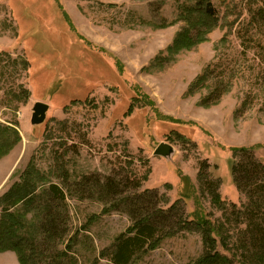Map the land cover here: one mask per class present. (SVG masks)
<instances>
[{
	"label": "rangeland",
	"instance_id": "1",
	"mask_svg": "<svg viewBox=\"0 0 264 264\" xmlns=\"http://www.w3.org/2000/svg\"><path fill=\"white\" fill-rule=\"evenodd\" d=\"M186 2L0 0V137L7 130L10 143L14 133L19 138L0 159V197L31 170L63 188L67 217L56 236L58 250L77 237L62 264H112L115 240L132 224L125 213L104 212L96 196L68 188L92 174L129 180L126 192L155 190L160 198L152 203L163 209L181 201L185 215L199 201L213 224L206 228L216 231L215 251L230 264L253 263L241 223L248 216L221 212L199 171L219 182L222 204L242 214L246 200L232 182L233 150L252 149L264 162V21L253 15L264 10V0H213L218 28L205 42L171 54L186 27L177 20ZM215 80L229 89L203 107ZM36 102L48 110L33 126ZM160 143L171 146L170 158L153 155ZM203 252L202 232L193 228L165 238L132 264H192Z\"/></svg>",
	"mask_w": 264,
	"mask_h": 264
},
{
	"label": "trees",
	"instance_id": "2",
	"mask_svg": "<svg viewBox=\"0 0 264 264\" xmlns=\"http://www.w3.org/2000/svg\"><path fill=\"white\" fill-rule=\"evenodd\" d=\"M253 15L254 20L260 16L264 21V10L258 8ZM64 17L66 19V16ZM177 20L184 22L186 27L176 35L168 48L167 51L171 54L190 50L205 42L207 35L219 26V15L214 9L213 0H187ZM251 41L256 47H261L259 40ZM209 76V72L199 76L189 88V95L195 93L193 90H199ZM214 79L218 78L213 77L212 80ZM228 89L220 80H215L209 92L200 100V104L206 107L210 103H217ZM262 104L264 105V102ZM6 131L3 130L0 137V159L19 141L14 133L15 137L10 143L11 138ZM233 151L238 160L231 168L232 182L246 200L242 214H239L234 206L222 204L217 193L219 182L208 180L207 174L201 170L200 183L201 186H207L206 191L210 193L212 203L218 205L221 212L231 209L237 217H244L246 220L248 216L246 222L241 221L246 225L243 229L246 231L245 250L249 257H253L252 264H264V162L254 157L252 149L241 148ZM185 180L186 178L182 177V183H187ZM68 183L66 182L67 185ZM128 183L129 180H118L114 175L102 177L92 174L82 176L68 186L77 194H81V197H84L86 192L89 193L88 198L96 196L99 202L105 204L104 212L119 211L131 219V226L115 240V249L110 255L112 264H132L141 255L155 249L165 238L193 228L202 232L204 252L203 256L192 264H230V259L215 251L217 241L213 232L216 231L206 228L213 224L201 211L199 201L195 202L196 209L185 215L180 208L183 202L177 201L167 209L154 206L152 200L155 204L160 198L155 190L126 192L124 187ZM181 197L182 200L188 198L185 195ZM65 202L66 195L62 187L54 183L46 184L33 170L27 171L19 182L14 183L0 197V253H14L19 264H44V255L52 251L47 264L64 263L67 249L71 248L77 237V234L72 235L65 247L58 250L56 241L59 238L56 236L61 231L63 219L67 217ZM220 229L221 227H218V230ZM233 253L238 257V248H235ZM241 262L248 264L246 261Z\"/></svg>",
	"mask_w": 264,
	"mask_h": 264
},
{
	"label": "water",
	"instance_id": "3",
	"mask_svg": "<svg viewBox=\"0 0 264 264\" xmlns=\"http://www.w3.org/2000/svg\"><path fill=\"white\" fill-rule=\"evenodd\" d=\"M47 110H48L47 104L36 102L32 107V114L30 119L31 125L33 126L41 125L45 121ZM172 154H173V149L171 148L170 145L166 143L158 144V146L155 148L153 152L154 156H159L166 159L170 158Z\"/></svg>",
	"mask_w": 264,
	"mask_h": 264
},
{
	"label": "crops",
	"instance_id": "4",
	"mask_svg": "<svg viewBox=\"0 0 264 264\" xmlns=\"http://www.w3.org/2000/svg\"><path fill=\"white\" fill-rule=\"evenodd\" d=\"M3 259L0 261V264H19L17 257H15L12 252H5L1 255Z\"/></svg>",
	"mask_w": 264,
	"mask_h": 264
}]
</instances>
